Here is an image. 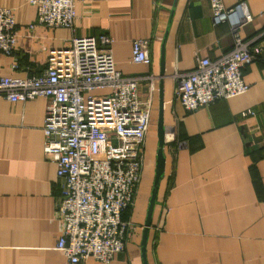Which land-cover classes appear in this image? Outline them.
I'll return each mask as SVG.
<instances>
[{"label": "crops", "instance_id": "0c3cea01", "mask_svg": "<svg viewBox=\"0 0 264 264\" xmlns=\"http://www.w3.org/2000/svg\"><path fill=\"white\" fill-rule=\"evenodd\" d=\"M242 0H223L228 8ZM253 21L241 31L262 53L245 67L250 90L187 112L175 99V72L192 71L234 46L231 25L215 26L211 0H75L74 27L37 25L29 0H0L15 12L18 45L0 52V78L41 74L48 52L74 37H113L116 67L126 76L161 75L166 167L146 249L147 264H264V0H245ZM36 24L31 29L30 25ZM149 40L152 64L134 63L133 42ZM160 84L154 126L125 251L111 264H145L142 237L155 179ZM149 83L139 98L149 97ZM47 99L10 102L0 97V264H71L57 250L61 193L57 164L44 153ZM80 264H101L91 258Z\"/></svg>", "mask_w": 264, "mask_h": 264}, {"label": "built area", "instance_id": "2783aa9c", "mask_svg": "<svg viewBox=\"0 0 264 264\" xmlns=\"http://www.w3.org/2000/svg\"><path fill=\"white\" fill-rule=\"evenodd\" d=\"M37 25L72 29L75 0H29ZM215 26L231 25L234 46L217 59L199 58L190 72H175V99L187 112L247 93L244 69L262 53L242 29L253 21L247 1L228 8L211 0ZM36 24L30 25L35 28ZM113 37H74L48 52L47 68L26 77H1L0 97L10 102L47 99L44 153L57 164L61 193L56 212L62 232L57 250L71 264L95 259L111 264L125 251L132 225L124 218L136 201L144 169V148L153 128L154 74L126 76L116 67ZM18 29L12 8L0 6V52L13 56ZM132 60L151 65L149 40L133 42ZM149 83V97L139 87Z\"/></svg>", "mask_w": 264, "mask_h": 264}, {"label": "water", "instance_id": "95a60500", "mask_svg": "<svg viewBox=\"0 0 264 264\" xmlns=\"http://www.w3.org/2000/svg\"><path fill=\"white\" fill-rule=\"evenodd\" d=\"M161 75L159 76V79L161 80L160 84V107H159V118H158V124H157V136H158V150H157V161H156V170H155V179L153 183V189L152 194L149 202L148 212H147V218L144 225V232L142 237V254L146 262V249H147V243H148V237H149V230L152 226V217L153 212L156 206L157 197H158V190L160 186L161 179L165 172L166 167V157L164 153L165 143H166V127L164 125V100H163V75H164V56L161 61Z\"/></svg>", "mask_w": 264, "mask_h": 264}]
</instances>
